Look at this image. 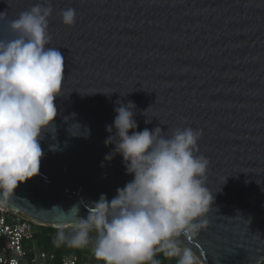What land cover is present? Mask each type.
Listing matches in <instances>:
<instances>
[{
	"label": "water",
	"instance_id": "obj_1",
	"mask_svg": "<svg viewBox=\"0 0 264 264\" xmlns=\"http://www.w3.org/2000/svg\"><path fill=\"white\" fill-rule=\"evenodd\" d=\"M44 0H0L9 19ZM51 45L64 57L54 128L43 133L39 174L7 205L38 225L87 219L133 176L106 143L118 106L135 104L136 131L202 129L210 160L208 224L174 238L201 264L264 258V0H51ZM72 7L77 22L62 24ZM0 34L10 35L0 22ZM146 119L151 120L145 123ZM115 142V141H114ZM111 156V159L106 157ZM76 207V208H74ZM78 209V212H77ZM77 213V214H76Z\"/></svg>",
	"mask_w": 264,
	"mask_h": 264
},
{
	"label": "clouds",
	"instance_id": "obj_2",
	"mask_svg": "<svg viewBox=\"0 0 264 264\" xmlns=\"http://www.w3.org/2000/svg\"><path fill=\"white\" fill-rule=\"evenodd\" d=\"M54 12L51 0H44L11 19L0 13L10 33L0 34V206L19 183L39 174L44 155L39 141L54 128L55 100L66 79L64 57L51 45ZM56 14L67 27L77 22L72 7ZM117 104L107 126L115 132L106 143L115 144L114 153L122 155L133 179L111 201L102 196L87 219L73 224L71 236L61 230L54 242L83 247L95 231L94 254L104 264H158L157 245L179 257L178 264H197L193 251H181L174 238L194 237L208 224L214 197L205 185L210 160L198 149L203 130L181 126L169 134L157 126L136 131L135 104Z\"/></svg>",
	"mask_w": 264,
	"mask_h": 264
},
{
	"label": "built area",
	"instance_id": "obj_3",
	"mask_svg": "<svg viewBox=\"0 0 264 264\" xmlns=\"http://www.w3.org/2000/svg\"><path fill=\"white\" fill-rule=\"evenodd\" d=\"M37 226L24 212L7 204L0 206V264H88L86 256L57 258L52 252L38 249L34 242Z\"/></svg>",
	"mask_w": 264,
	"mask_h": 264
},
{
	"label": "trees",
	"instance_id": "obj_4",
	"mask_svg": "<svg viewBox=\"0 0 264 264\" xmlns=\"http://www.w3.org/2000/svg\"><path fill=\"white\" fill-rule=\"evenodd\" d=\"M73 227H65V228H55L51 225H38L37 230L34 234V242L38 249L52 252L56 255L57 258H60L63 255H79V256H93L96 257L95 254L88 249L86 246L83 247H72L67 243H62L57 245L54 240L57 236V229H72ZM163 243V242H162ZM156 250L154 252V259L158 262V264H178V259L176 256H168L166 255L167 249L162 247L161 245L156 246ZM101 262V260H100ZM259 264H264V258L261 260Z\"/></svg>",
	"mask_w": 264,
	"mask_h": 264
},
{
	"label": "rangeland",
	"instance_id": "obj_5",
	"mask_svg": "<svg viewBox=\"0 0 264 264\" xmlns=\"http://www.w3.org/2000/svg\"><path fill=\"white\" fill-rule=\"evenodd\" d=\"M55 228H57V227H55ZM59 228H65V227H59ZM61 230L64 231L66 236H71V234L73 232V228L72 229H57V232H59ZM89 236H90V243L88 245H86V247L94 253L96 232L95 231L90 232ZM179 249L181 251L183 250L182 248H179ZM86 257L88 258V264H100V259H98L97 257L94 258L93 256H90V255H87ZM177 258H179V257H177ZM197 264H201L198 259H197Z\"/></svg>",
	"mask_w": 264,
	"mask_h": 264
},
{
	"label": "bare ground",
	"instance_id": "obj_6",
	"mask_svg": "<svg viewBox=\"0 0 264 264\" xmlns=\"http://www.w3.org/2000/svg\"><path fill=\"white\" fill-rule=\"evenodd\" d=\"M65 225H60V227H64Z\"/></svg>",
	"mask_w": 264,
	"mask_h": 264
}]
</instances>
